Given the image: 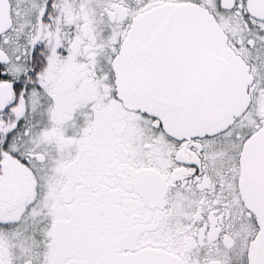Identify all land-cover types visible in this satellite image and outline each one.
I'll list each match as a JSON object with an SVG mask.
<instances>
[{
	"label": "snow or ice",
	"instance_id": "obj_1",
	"mask_svg": "<svg viewBox=\"0 0 264 264\" xmlns=\"http://www.w3.org/2000/svg\"><path fill=\"white\" fill-rule=\"evenodd\" d=\"M0 264H264V0H0Z\"/></svg>",
	"mask_w": 264,
	"mask_h": 264
}]
</instances>
